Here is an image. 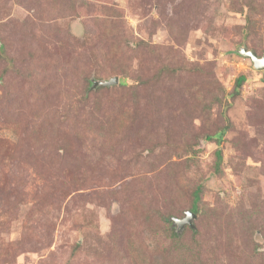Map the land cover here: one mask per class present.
<instances>
[{"label":"rangeland","instance_id":"1","mask_svg":"<svg viewBox=\"0 0 264 264\" xmlns=\"http://www.w3.org/2000/svg\"><path fill=\"white\" fill-rule=\"evenodd\" d=\"M242 47L264 0H0V264H264Z\"/></svg>","mask_w":264,"mask_h":264},{"label":"water","instance_id":"2","mask_svg":"<svg viewBox=\"0 0 264 264\" xmlns=\"http://www.w3.org/2000/svg\"><path fill=\"white\" fill-rule=\"evenodd\" d=\"M238 53L252 60L254 68L258 71L264 70V56L259 57L257 53L253 50H249L247 47H242ZM93 87L98 86H113L119 83V77H115L109 81H94ZM196 218V214L192 211L186 212V217L183 219H175L174 222L180 230H182L186 225L193 227L192 220Z\"/></svg>","mask_w":264,"mask_h":264},{"label":"trees","instance_id":"3","mask_svg":"<svg viewBox=\"0 0 264 264\" xmlns=\"http://www.w3.org/2000/svg\"><path fill=\"white\" fill-rule=\"evenodd\" d=\"M247 81L246 76L244 75H240L238 76V78L235 81V87H234V92L232 93V97L233 95H238L240 94V91L242 89V86L244 85V83ZM123 85L125 84V80H122L121 82ZM102 88H105L104 86H102ZM225 135V131H222L221 133L218 134V139L222 140L223 136ZM222 162V154L221 151H217V166H219ZM200 193H201V188H197L194 192L195 195V199H196V203L194 204L193 208H191V211L197 215V213L199 212V209L197 207V202L200 200ZM175 223V222H174ZM173 230V229H172ZM172 237H180L177 235L176 232H174V230L171 232L170 234Z\"/></svg>","mask_w":264,"mask_h":264}]
</instances>
